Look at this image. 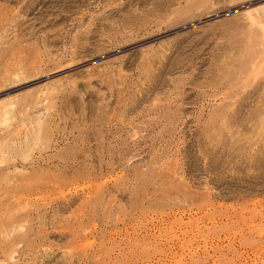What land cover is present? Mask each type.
I'll list each match as a JSON object with an SVG mask.
<instances>
[{"label":"rangeland","instance_id":"rangeland-1","mask_svg":"<svg viewBox=\"0 0 264 264\" xmlns=\"http://www.w3.org/2000/svg\"><path fill=\"white\" fill-rule=\"evenodd\" d=\"M0 264H264V0H0Z\"/></svg>","mask_w":264,"mask_h":264}]
</instances>
